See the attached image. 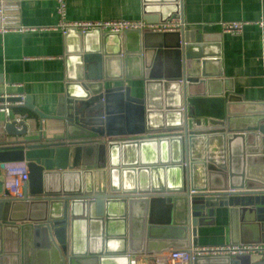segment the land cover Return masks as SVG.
Masks as SVG:
<instances>
[{"label": "water", "instance_id": "95a60500", "mask_svg": "<svg viewBox=\"0 0 264 264\" xmlns=\"http://www.w3.org/2000/svg\"><path fill=\"white\" fill-rule=\"evenodd\" d=\"M146 2L145 14L158 13L160 23L182 16L181 0L155 9ZM123 34L137 35L143 97H134L131 87H104L108 61L122 51L121 34L69 30L66 38L80 39L67 52L56 114L40 112L31 98L25 103L39 120L62 122L64 133L0 142V264H34L36 252L49 255L51 264H131L132 257L158 264L171 249L198 245V228L218 209L228 211L233 244H264V103L243 102L224 87L220 72L210 71L209 58L218 55L209 53L206 34ZM96 35L97 43H89ZM106 107L121 114L116 125ZM15 124L0 115V129L10 134ZM10 164L28 170L21 201L5 189ZM240 221L253 232L240 238ZM82 223L90 239L79 250ZM191 264H264V258Z\"/></svg>", "mask_w": 264, "mask_h": 264}, {"label": "crops", "instance_id": "0c3cea01", "mask_svg": "<svg viewBox=\"0 0 264 264\" xmlns=\"http://www.w3.org/2000/svg\"><path fill=\"white\" fill-rule=\"evenodd\" d=\"M66 14L62 18L57 11L56 0H7L3 8V26L24 28V32L0 33V96L11 98L23 95L31 98L32 105L40 112L53 116L56 114L59 98L64 93L66 84V56L79 45L76 35L66 38L59 29L61 20L67 22L145 20L151 24L160 23L159 14L148 17L145 8L148 3L152 9L158 6H172L170 0H66ZM182 17L186 30L197 31L211 37L209 53L211 72H220L224 87H232L243 102L250 104L264 103V30L254 23L264 17V0H181ZM153 13V12H152ZM172 15V14H171ZM174 16V15H173ZM0 18V19H2ZM145 18H150L146 20ZM226 22H248L243 32L238 35L225 33L222 24ZM2 23V22H1ZM107 34V33H103ZM99 36H90L89 43L96 44ZM121 54L112 56L106 68L105 89L132 88L134 97H143L144 90L139 76L144 61L134 53L137 49L136 34H121ZM91 45V44H90ZM108 52H115V44L110 43ZM144 58V57H143ZM114 98V99H113ZM116 105V97H112ZM243 107V106H242ZM246 107V106H244ZM24 108L26 113L16 109ZM13 113L23 114L30 120L19 133V125L7 133L0 129V142L17 145L33 142L40 136L44 140L62 136L63 123L41 121L29 107L13 108ZM103 113L117 124L121 116L114 109L106 107ZM5 119L4 115L0 114ZM125 115V114H124ZM6 120V119H5ZM14 122V121H13ZM12 167L23 168L22 164ZM241 236L252 233L254 227L247 221H240ZM80 236L79 250L83 249V240L88 238L86 225L78 229ZM199 246H222L233 244L228 211L218 209L214 218L207 225L198 228ZM249 244V243H248ZM264 245V244H263ZM38 248L37 251L41 250ZM35 250V247L33 248ZM32 250V251H33ZM35 252V251H34ZM34 264H51L46 253L34 254ZM131 259H136L132 257ZM257 262L260 258L251 257Z\"/></svg>", "mask_w": 264, "mask_h": 264}, {"label": "built area", "instance_id": "2783aa9c", "mask_svg": "<svg viewBox=\"0 0 264 264\" xmlns=\"http://www.w3.org/2000/svg\"><path fill=\"white\" fill-rule=\"evenodd\" d=\"M3 0L0 4H3ZM58 14L63 18L66 14L67 1L56 0ZM3 7L0 9V18H2ZM2 22V23H1ZM264 30V17L254 23ZM248 22H226L222 24L223 31L231 35L241 34L245 27L249 26ZM59 29L66 34L69 30H76L81 34H87L94 31H101L107 34H123L130 30L148 31L151 33L172 34L182 33L186 30L184 18L181 15L173 16L164 23L151 24L145 20L127 21V20H111V21H80L67 22L61 20ZM24 32V28H8L3 26V18L0 19V33L8 32ZM6 101L0 104V114L4 115L7 121H14L20 127L27 124L30 120L23 114L15 115L13 108L24 107L26 97L23 95L13 96L11 98L0 96ZM8 165L5 175V189L9 193L8 198L16 201L24 199V189L29 182L28 170L24 164L23 168L12 167ZM208 257H257L264 258L263 244H228L222 246H192L188 250H169L158 257V264H191L197 258ZM131 264H137V259H131Z\"/></svg>", "mask_w": 264, "mask_h": 264}, {"label": "trees", "instance_id": "16d2710c", "mask_svg": "<svg viewBox=\"0 0 264 264\" xmlns=\"http://www.w3.org/2000/svg\"><path fill=\"white\" fill-rule=\"evenodd\" d=\"M18 112H21V113H26L27 111H26V109H24V108H19V109H16Z\"/></svg>", "mask_w": 264, "mask_h": 264}]
</instances>
